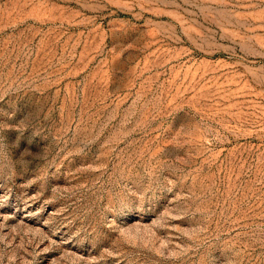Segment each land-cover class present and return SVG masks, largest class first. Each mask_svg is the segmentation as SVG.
Instances as JSON below:
<instances>
[{
  "label": "rangeland",
  "instance_id": "obj_1",
  "mask_svg": "<svg viewBox=\"0 0 264 264\" xmlns=\"http://www.w3.org/2000/svg\"><path fill=\"white\" fill-rule=\"evenodd\" d=\"M0 264H264V0H0Z\"/></svg>",
  "mask_w": 264,
  "mask_h": 264
}]
</instances>
